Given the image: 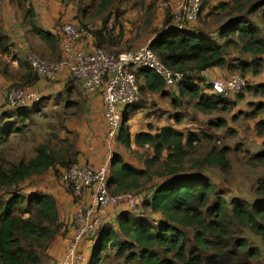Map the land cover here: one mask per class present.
Here are the masks:
<instances>
[{"label": "trees", "instance_id": "16d2710c", "mask_svg": "<svg viewBox=\"0 0 264 264\" xmlns=\"http://www.w3.org/2000/svg\"><path fill=\"white\" fill-rule=\"evenodd\" d=\"M120 1L101 0L100 13ZM32 3L38 5L36 0ZM31 8L30 30L58 50L59 36L41 28L36 8ZM262 9L264 0H220L203 16L204 23L215 24L212 31L199 19L181 30L175 29L168 12L150 44L164 65L186 73V78L180 82L177 94L153 69L140 68L136 74L139 81L142 79L141 98L144 93L164 97L173 94L176 106H183L188 97L203 113L231 112L237 101L207 93L212 83L205 82L200 74L215 67L240 72L245 78L264 71V29L259 21L249 18ZM75 18L83 27L91 25L81 19L78 9ZM105 18L103 26L93 31L94 45L101 48L114 40H106L110 19ZM59 19L60 23L63 15ZM7 35L0 31L3 51H8L4 42ZM25 69V83L12 85L35 83L37 74L29 64ZM246 87L254 95L264 93V83L250 86L247 82ZM239 94L237 97L242 98ZM133 105L124 109L114 140L127 149L135 145L145 150V167H136L116 154L111 161L109 191L114 195L143 193L144 200L139 210H122L116 222L109 220L103 225L87 264H264V177L254 188L253 199L228 197L215 178L232 172L231 146L213 142L212 135L185 133L173 125L132 134L128 121ZM263 109L264 103H258L247 115L257 118ZM33 113L30 107L0 111V264H45L51 243L64 227L56 198L38 189L25 190L24 184L57 167L69 169L78 162L79 152L75 142L63 140L60 148L39 143L29 160L11 159L8 145L17 138L14 136L23 133V123ZM226 122L219 118L214 126ZM257 130L264 137V118L257 122ZM205 139L207 144H203ZM254 161L264 165V148L251 154L250 163ZM154 178H158L156 184ZM147 184L152 186L148 192Z\"/></svg>", "mask_w": 264, "mask_h": 264}, {"label": "rangeland", "instance_id": "374dc122", "mask_svg": "<svg viewBox=\"0 0 264 264\" xmlns=\"http://www.w3.org/2000/svg\"><path fill=\"white\" fill-rule=\"evenodd\" d=\"M49 1L50 0H46L45 3L47 4ZM51 1L53 2V0ZM166 1L167 0H138L134 2L133 0H122L108 9L104 14L100 13L101 0H66V2H63L64 4L70 3L75 6V8L79 10L80 17L84 22L97 25V27H102L103 21L106 19L105 17L109 16L108 20L110 19V25H108L106 29L107 35L105 37L106 40L110 41L111 38L114 40L113 42H106L103 48L112 53H119L136 48L150 41L155 31L163 25V18L170 12V9L166 8L164 5ZM219 1L220 0H203L202 16L200 15L199 22L211 31L215 28V24L208 25L210 21L206 20L204 23L203 16L204 14L210 13ZM12 5L20 11L21 24L29 31L28 13L29 10L32 9L31 7L35 8L36 5L32 3V0H0V15L2 14L3 8L7 6L15 10ZM63 7L62 5V8ZM66 14L59 12L60 16L63 15L62 21L73 22V20L66 17ZM249 18L259 21L262 29H264V9L259 10V12ZM36 20L38 25L43 28L38 16ZM59 20L58 17L50 24H55V27L61 28L62 23H59ZM0 28L2 29L0 30L2 33L4 31L6 32L5 21L3 18L1 19V17ZM49 28L53 29L51 27ZM29 32L28 37L30 43L36 50L33 52H37L49 61L58 58V50L56 48L47 47L45 39L40 38L36 34L32 35L31 31ZM217 39L219 40L220 38L217 37ZM4 42L8 44L9 47L13 41H11V38L8 39L5 37ZM26 42L27 41H23V43ZM15 43L16 41L13 42V44ZM0 50L3 51L1 42ZM1 64L2 61L0 57V65ZM233 73L240 72H228L223 76ZM9 76L16 80L9 85L0 82V109H4L8 106L5 100L6 90L13 87L12 84L14 83H25L20 71L12 70L9 72ZM64 79L66 82L69 78L64 77ZM215 79L214 77L208 79V83H212ZM247 79L248 85L250 86H257L260 83H264V71L256 76L249 75ZM38 80H40L39 77L33 84L19 86L33 87L34 90L42 94V99L35 100L33 101L34 103L31 102L33 106L30 108L34 110V113L23 123L25 126L23 128V133L14 136L17 138L9 143L8 150L10 151L11 159L24 158L29 160L34 154V147L39 143H50L58 148L61 147V142L63 140L75 142L76 144L78 143L79 133L77 130L80 124L83 123V99L82 93H80L81 90L77 87H72L70 90L65 91L58 86L55 92L49 95L48 92H45V84L41 85L40 88L34 87ZM60 81L61 80L58 79L54 82H50V86L53 87ZM140 81H142L141 77ZM201 85H203V83H201ZM177 88H174L173 91ZM207 93L214 94L212 92V87L207 90ZM240 94L243 95L242 98H238L237 96L231 97L232 100L237 101L236 107L231 112L220 111L210 114L203 113L196 109L193 101L188 97L184 99L183 106H176L172 103L171 97L173 94L164 97L158 94L144 93L138 105H133L129 108V111L132 113L130 114L131 117L128 121V125L131 133L135 134L141 128L147 129V125L150 122L155 125L170 121L171 125H181L185 133L194 132L196 134H209L214 136L213 142L217 141L220 145L231 146L233 148L230 155L233 163V170L225 177L221 175L219 178H215V181L219 184L220 188H223L227 192L228 197L238 196L242 199L251 200L254 197V188L264 177V165L255 161L254 163H250L251 154L264 148V137L260 136L257 130V122L259 119L264 118V109L257 118H251L247 114L255 110L258 103H264V93L260 92L254 95V93L246 87ZM177 117H181V120L178 121ZM219 118H225L227 122L224 126L215 127L214 125ZM207 139H205L203 144H207ZM111 145L112 148L109 151V155H112L113 158L116 154H119L138 167H145L146 157L145 155L142 156L145 150L137 153L135 149H127L121 146L116 140H114ZM237 146H240V149L235 150ZM64 170L65 168L57 167V170H50L44 175L34 177L24 184V189L30 190L39 188L47 192H52L55 195H61L62 188L65 189L61 181V174ZM156 182H158V178H154V184H156ZM146 186L145 191L148 192L152 186L151 184H147ZM66 192L68 191L66 190ZM122 208L130 209L127 203H122L117 207L111 208L110 211H108L109 217L107 220L112 221V217L114 216L117 218L118 213L123 210ZM113 211L117 212V214L111 216ZM106 224L107 223H104V225ZM44 258L46 259L45 256ZM48 263L49 259L47 258L45 264Z\"/></svg>", "mask_w": 264, "mask_h": 264}, {"label": "built area", "instance_id": "2783aa9c", "mask_svg": "<svg viewBox=\"0 0 264 264\" xmlns=\"http://www.w3.org/2000/svg\"><path fill=\"white\" fill-rule=\"evenodd\" d=\"M164 5L170 9L174 28L181 30L198 21L203 0H167ZM60 23L61 28L53 24L50 30L59 36L61 57L49 61L32 51L28 54V63L40 80L54 82L64 76L84 93L98 94L104 106L108 136L112 140L122 125L124 109L141 98L140 81L136 74L138 69H153L165 80L170 90L178 87L186 78V73L175 71L162 63L150 41L127 51L112 53L94 45L93 31L98 29L97 25L86 28L74 22ZM84 42L92 43L87 47L78 46V43ZM15 44L19 46L22 43ZM15 44H10L7 57L12 64L18 65L20 59ZM247 82V78L240 73L218 77L212 82V92L231 98L243 91ZM12 86L6 90L8 106L4 109L29 108L33 106V101L42 99V94L33 87ZM111 161L109 159L99 167L76 162L62 172L63 186L77 203V208L70 220L73 228L70 244L60 264L88 263V258L78 251V245L85 240H96L108 221V211L122 203L129 204V210L137 211L143 203V193H110Z\"/></svg>", "mask_w": 264, "mask_h": 264}, {"label": "crops", "instance_id": "0c3cea01", "mask_svg": "<svg viewBox=\"0 0 264 264\" xmlns=\"http://www.w3.org/2000/svg\"><path fill=\"white\" fill-rule=\"evenodd\" d=\"M45 2L46 0H36V3H38V5L35 7L38 18L40 19L44 30L50 31L49 27L53 25L50 23L60 16L59 12L65 13V14L67 13L66 17L68 19H71V20L74 19V16L76 15V8L72 4L70 3L64 4L57 0H53V2L50 0L47 4ZM6 4H10V3H6ZM62 5L64 6L63 8H62ZM0 17L1 19L3 18V20L5 21V30L8 33L7 37L11 38V41L13 42L16 41V43L18 42L22 43L19 46L15 44V47L17 49V55L20 59V63L18 65L11 64L10 61L8 60L7 54L10 50V45L8 47V51L0 50V57L2 61V64L0 65V74H1L0 82L2 84L9 85L10 83L15 82L16 80L14 78H10L9 72L12 70H17V71H20L22 76L25 75L26 73L25 67L27 66V64H29L27 60L28 54L34 51L35 49L30 43V40L28 37V32L31 30L29 31L26 30L23 24H21L22 21L20 19V11L18 9L15 11L7 6L3 8L2 14L0 15ZM73 22L76 24L80 23L77 18H75ZM31 34L33 35L35 33L32 32ZM152 37L150 38V40L152 39ZM23 41H27V42L23 43ZM45 43L47 47H51V45L47 42V40H45ZM91 43L92 42H90V44L88 42L78 43V46L87 47V46H90ZM57 53H58L57 59H59L61 55L60 48H58ZM52 60H55V59H52ZM226 73H228L227 70L221 69L219 67H215V68L202 72L200 74V77H202L204 81L208 82V79L212 77L218 78L220 76H223ZM59 80L61 81L58 84L51 87L50 82H47L41 79L37 81L34 87L40 88L41 85L45 84L46 85L45 92H48L49 95L53 94L55 92V89L58 86H60L62 90H65V91L70 90V88H72L71 83L68 81L65 82L64 77H61ZM178 88L172 91L178 94L179 92ZM0 90H1V85H0ZM80 93H82L81 95L83 99V102H82V106H83L82 122L83 123L80 124L77 130L79 133L78 143L76 144L77 150L79 152L77 160L78 162L82 164L90 165L92 167H99L100 165L105 163L107 160L113 158L112 155H109V151L112 148L111 144L114 140H112L108 136L107 125H106L105 118H104V106H103L101 97L98 94H94V93H84L83 91H80ZM177 120L180 121L181 117L180 118L177 117ZM166 125H171L170 121L165 122L164 124H155V125L150 122L147 125L148 127L147 129L141 128L136 133L148 132V131L155 132L159 128L166 126ZM173 126L183 131L181 125L174 124ZM133 149L135 150L138 149L140 150V152L142 151L141 148H138L135 145H133ZM123 159L126 162L131 163L132 165L138 167L133 162H129L125 158ZM38 190H41V189L38 188ZM41 191L51 194L56 198L58 207H59L60 218L64 223L62 232L59 235H57V237L54 239V241L51 243L48 249V255H49L48 264H60L70 244V237H71V234L73 233V228L71 227V224L69 222L77 208V205H76L77 203L75 202L73 197L68 192H66L64 188H62V193H60L61 195H55L54 193L47 192L45 190H41ZM152 191L153 190H151V192ZM122 209L126 210L125 208H122ZM116 214L117 212L113 211L111 216L116 215ZM116 220L117 218H115V216L112 217V221L116 222ZM95 246H96L95 240L93 241L85 240L79 243L78 251L84 254L86 258H88V261H89V259H91V256L93 254ZM77 264H80V263H77Z\"/></svg>", "mask_w": 264, "mask_h": 264}]
</instances>
